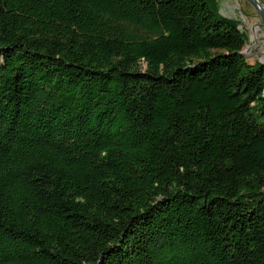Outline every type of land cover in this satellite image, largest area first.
<instances>
[{
  "label": "trees",
  "instance_id": "obj_1",
  "mask_svg": "<svg viewBox=\"0 0 264 264\" xmlns=\"http://www.w3.org/2000/svg\"><path fill=\"white\" fill-rule=\"evenodd\" d=\"M238 26L206 0H0V264H264Z\"/></svg>",
  "mask_w": 264,
  "mask_h": 264
},
{
  "label": "rangeland",
  "instance_id": "obj_2",
  "mask_svg": "<svg viewBox=\"0 0 264 264\" xmlns=\"http://www.w3.org/2000/svg\"><path fill=\"white\" fill-rule=\"evenodd\" d=\"M206 1L217 15L239 22L238 29L245 35L246 43L242 52L247 62L251 64L257 62L264 65V38L261 36L262 31H259L257 40L252 39V27L259 25L264 30V25L251 4L247 0Z\"/></svg>",
  "mask_w": 264,
  "mask_h": 264
},
{
  "label": "water",
  "instance_id": "obj_3",
  "mask_svg": "<svg viewBox=\"0 0 264 264\" xmlns=\"http://www.w3.org/2000/svg\"><path fill=\"white\" fill-rule=\"evenodd\" d=\"M251 6L256 10L261 22L264 25V9L260 6L257 0H247ZM241 56H244L243 52H240Z\"/></svg>",
  "mask_w": 264,
  "mask_h": 264
},
{
  "label": "bare ground",
  "instance_id": "obj_4",
  "mask_svg": "<svg viewBox=\"0 0 264 264\" xmlns=\"http://www.w3.org/2000/svg\"><path fill=\"white\" fill-rule=\"evenodd\" d=\"M260 6L264 9V6L260 3L259 0H257ZM229 5V4H228ZM259 31H262L261 36L264 38V30L259 25H255L252 27V39L257 40L259 37ZM260 39V38H259Z\"/></svg>",
  "mask_w": 264,
  "mask_h": 264
}]
</instances>
